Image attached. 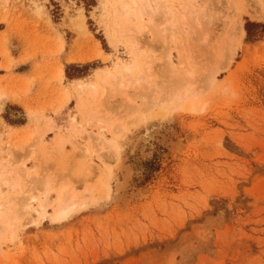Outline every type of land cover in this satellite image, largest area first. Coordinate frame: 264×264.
I'll use <instances>...</instances> for the list:
<instances>
[{
  "label": "rangeland",
  "instance_id": "374dc122",
  "mask_svg": "<svg viewBox=\"0 0 264 264\" xmlns=\"http://www.w3.org/2000/svg\"><path fill=\"white\" fill-rule=\"evenodd\" d=\"M107 1L0 0V204L50 200L0 264H264V0H170L188 24L136 45L109 39ZM118 60L134 79L102 83ZM118 125L120 159L100 139ZM61 188L89 200L55 221Z\"/></svg>",
  "mask_w": 264,
  "mask_h": 264
},
{
  "label": "bare ground",
  "instance_id": "6f19581e",
  "mask_svg": "<svg viewBox=\"0 0 264 264\" xmlns=\"http://www.w3.org/2000/svg\"><path fill=\"white\" fill-rule=\"evenodd\" d=\"M106 14L108 19L107 27L110 31L109 39L113 43L114 42L117 43L120 39H124V36L127 34L128 37L133 38V42H131L132 45L134 44L136 45V35L142 33L143 31L152 33V35L153 34L160 35V33L166 31L165 27H163L165 26V23L174 25L176 24V22H178L181 23L182 25H187L189 19V17L187 16L188 13L185 11L184 5L178 3L177 1H174L173 4H171L170 0H108L106 4ZM158 16H160L159 19L160 23L159 22L156 23L155 21L156 17ZM146 18L149 20V22L145 21ZM136 23L139 24L137 25ZM80 29L83 30V27L80 26ZM162 38L164 37L162 36ZM126 44L128 45L129 43L127 42ZM135 53L138 54V51H136ZM99 55L103 56L105 60L109 59L108 54H104L103 52H100ZM135 67L138 68L137 65H135ZM133 68L134 66L124 67L123 62L121 60H118L115 66L110 70H108L103 75L101 82L105 83L114 80L120 86L122 85L123 87V83L121 82L123 78H127L128 81L134 79L130 75L131 72L133 71ZM144 69L147 72L151 69V65L149 62L144 66ZM60 74L62 75L61 71ZM83 87L84 85H81V88ZM87 90H88L87 92L84 90H81V92L84 94L89 93V95L91 96V85ZM100 92L101 91L99 90L98 86L92 87V93H93L92 96L94 98H97L98 95H101ZM116 93L119 94L118 91ZM86 101H89V99H86L84 102ZM178 101H180V99H178ZM89 104L90 105L85 108L82 107L81 111L84 113L85 118L87 119L86 121L87 123L89 122L90 125L91 113L92 111H94V107L93 106L91 107V102ZM149 114L144 116L143 118L144 121H146L147 117L150 116ZM105 128L106 127L103 126L100 128V130H105ZM50 129L51 126L49 124L46 128V131H49ZM123 130L127 131V128L126 127L121 128L120 125L112 127L110 129V133L112 135L111 140L105 139L104 137L100 138L101 141L106 144V147L112 151L111 154H113V156L116 159H120L121 156L120 153L122 151V146L121 143L119 142V139L122 140V138L123 139L126 138V136L123 137L120 135V133L123 132ZM81 132L83 133V130H81ZM27 141L28 140H25V143H27ZM91 142H92L91 151H89L88 149H84L85 155L88 157L91 156V158L98 157L100 159L101 153H99V151L95 149L97 145L95 144V141L92 138H91ZM63 143H64L63 141L58 142V147L61 148L63 146ZM105 148H102L100 150L103 152ZM105 167L106 169L105 168L97 169V172L103 177H107L106 171L110 170L111 172L112 170L109 167V165L106 163H105ZM120 167L123 168V166ZM88 175L90 174L88 173ZM9 185L14 187L17 185V182H14L13 184H9ZM51 190L54 189L53 188L49 189V191ZM87 191L91 192L92 190L88 188L86 192ZM111 192L112 189L108 187L107 189H105L104 193L101 192V196L102 194H104L103 196L107 197L108 199L110 198ZM0 194H2L1 185H0ZM77 194L78 191L76 188L72 189L71 192H68L66 188H61L57 190L55 204H54V212L52 213L53 220L55 221L66 220L75 210H81L87 205V202L89 200L87 197V193L86 194L82 193L80 196H77ZM2 202L0 204V235H5L6 233H11L12 235L14 234V231L16 230L15 228L21 218V210L29 213L28 214L29 221L31 222V220L34 219L33 215L35 214L39 215L41 219H44L46 216L45 209L47 208V205L50 204V200L49 198H47L45 203L39 204V209L42 210L39 211L31 207L27 203H23L24 205H22V209L18 211L15 215L11 216L10 213L12 212V209L10 208L11 206L10 203H6V202L2 203Z\"/></svg>",
  "mask_w": 264,
  "mask_h": 264
},
{
  "label": "trees",
  "instance_id": "16d2710c",
  "mask_svg": "<svg viewBox=\"0 0 264 264\" xmlns=\"http://www.w3.org/2000/svg\"><path fill=\"white\" fill-rule=\"evenodd\" d=\"M251 24L250 23H248V26H250ZM246 32H247V34L248 35H250V32H249V27H246ZM67 75V74H66ZM79 78H82V77H79Z\"/></svg>",
  "mask_w": 264,
  "mask_h": 264
},
{
  "label": "crops",
  "instance_id": "0c3cea01",
  "mask_svg": "<svg viewBox=\"0 0 264 264\" xmlns=\"http://www.w3.org/2000/svg\"><path fill=\"white\" fill-rule=\"evenodd\" d=\"M63 51H65V47H64ZM68 57H69V56H68ZM68 57H67V58H68ZM66 60H67V59H66ZM67 62H68V60H67ZM68 63H69V62H68ZM65 64H66V63H65Z\"/></svg>",
  "mask_w": 264,
  "mask_h": 264
}]
</instances>
